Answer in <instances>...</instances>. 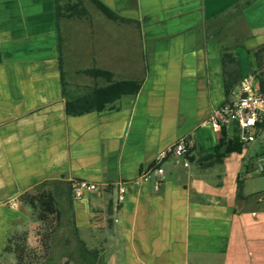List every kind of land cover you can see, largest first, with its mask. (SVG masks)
I'll return each mask as SVG.
<instances>
[{"label":"crops","instance_id":"1","mask_svg":"<svg viewBox=\"0 0 264 264\" xmlns=\"http://www.w3.org/2000/svg\"><path fill=\"white\" fill-rule=\"evenodd\" d=\"M60 1L85 13L0 0V264H264V173L246 175L249 147L227 152L235 127L204 125L264 72V0H95L115 20ZM190 133L188 167L133 185ZM74 180L100 189L74 200ZM42 193L60 210L47 244L23 201Z\"/></svg>","mask_w":264,"mask_h":264},{"label":"built area","instance_id":"2","mask_svg":"<svg viewBox=\"0 0 264 264\" xmlns=\"http://www.w3.org/2000/svg\"><path fill=\"white\" fill-rule=\"evenodd\" d=\"M204 125H211L218 132L235 127L239 142L244 148L254 144L259 136L264 140V85H261L259 74L246 75L239 85L236 98L217 109L209 120L204 122ZM194 143L193 133L178 139L173 145L157 155L151 167L144 171L133 182V185L138 186L141 182L154 181L155 190H159L166 179L163 168L164 161L172 159L182 162L185 167H188ZM262 173H264V153L250 162L246 175ZM71 186L74 200H81L85 193H94L100 189L98 185L83 180H74ZM124 194L125 188L121 186L117 196V205L123 202ZM12 206L17 208L19 205L13 203Z\"/></svg>","mask_w":264,"mask_h":264},{"label":"trees","instance_id":"3","mask_svg":"<svg viewBox=\"0 0 264 264\" xmlns=\"http://www.w3.org/2000/svg\"><path fill=\"white\" fill-rule=\"evenodd\" d=\"M93 3L96 5L98 10L108 19L115 20L117 19L116 14L108 9L105 5L101 2L92 0ZM85 13V9L82 7L81 3H66L63 4L60 0H56V16L57 19L62 16H69V17H80L82 14ZM91 75L95 76L99 75H108L107 72L104 71H92ZM259 79L261 81V85H264V72L259 74ZM115 87L119 89V94H126V93H136L139 89L138 84L134 82H120L115 84ZM112 90V86L99 90V93L103 94H110ZM97 92L94 93L96 95ZM70 107V106H69ZM226 129H223L222 132L224 133ZM243 149V145L239 142L238 137H234L232 140L228 142L227 152L232 150L241 151ZM23 201L31 205L35 210H37L36 218L39 222L44 225H49V229L44 235V243L47 244L48 241L53 242L55 240V233L58 230L60 225V210L58 208V201L53 196L52 193H42L38 195H25L23 197ZM15 253L17 254V258L19 263H22L25 253V248H21L17 246L14 249ZM23 255V256H22ZM70 264V262H67Z\"/></svg>","mask_w":264,"mask_h":264},{"label":"rangeland","instance_id":"4","mask_svg":"<svg viewBox=\"0 0 264 264\" xmlns=\"http://www.w3.org/2000/svg\"><path fill=\"white\" fill-rule=\"evenodd\" d=\"M86 5L89 9V13L91 14L92 17H95L96 14V10L92 7V5L89 2H86ZM78 44L75 45V47H77ZM231 134L235 137L236 136V131H232ZM264 144V140L263 137L259 136L257 138V141L252 144L249 148H248V154H247V158L250 157H256L257 155H260L261 153H263L262 151V145ZM42 252H40L41 254ZM42 255V254H41Z\"/></svg>","mask_w":264,"mask_h":264}]
</instances>
